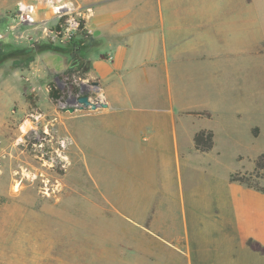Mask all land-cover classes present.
Here are the masks:
<instances>
[{
	"label": "crops",
	"instance_id": "crops-1",
	"mask_svg": "<svg viewBox=\"0 0 264 264\" xmlns=\"http://www.w3.org/2000/svg\"><path fill=\"white\" fill-rule=\"evenodd\" d=\"M85 7L96 47L80 84L98 108L69 110L57 121L63 117L72 140L85 146L98 179L114 181L133 243L144 244L138 232L145 230V244L154 245L153 259L147 248L131 264H264L248 245L264 247V194L231 182L238 171L227 167L219 140L233 139L241 117L251 120L254 138L263 134L264 0H85ZM22 33L29 44L46 36L40 25ZM61 59L36 55L19 74L39 80ZM203 130L214 133L208 152L195 147ZM259 155L239 172L253 171Z\"/></svg>",
	"mask_w": 264,
	"mask_h": 264
},
{
	"label": "rangeland",
	"instance_id": "rangeland-1",
	"mask_svg": "<svg viewBox=\"0 0 264 264\" xmlns=\"http://www.w3.org/2000/svg\"><path fill=\"white\" fill-rule=\"evenodd\" d=\"M34 4L39 7L35 11ZM62 6L69 9L59 16L55 8ZM86 11L85 0H0V264H131L138 258L136 253L144 254L147 248L153 259L156 249L145 244V230L138 232L144 244L133 243L136 235L119 212L124 199L114 197V181L98 179L96 169L93 172V166L85 164V146L72 140L63 117V122L57 121L70 115L71 108H78L74 100L79 96L95 97L85 90V82L80 84V95L73 96L68 79L58 77L73 64L71 59L58 54L62 62L57 69L48 70L39 80L19 74L29 69V63L28 55H17L16 49H37L39 44L68 48L70 36L77 34L81 20L85 22ZM22 15H30L35 24L26 27L20 22ZM64 16L68 19L61 39L53 28ZM35 25L46 36L39 42H23L22 32ZM95 47L92 43L91 49ZM45 53L55 52L35 56ZM80 66L88 68L89 58ZM12 78L14 91L5 93ZM52 84L63 94L56 103L49 98ZM235 122L242 127L233 139L226 141L222 136L219 140L227 167L239 172L251 168L253 157L264 152V125L262 136L256 139L248 117ZM238 155L245 160L238 161ZM172 173L178 201L182 178L177 167ZM245 173H254L250 183L264 189L263 172ZM142 183L138 181V186ZM156 199L160 206L163 198ZM250 262L261 264L258 258Z\"/></svg>",
	"mask_w": 264,
	"mask_h": 264
},
{
	"label": "trees",
	"instance_id": "trees-1",
	"mask_svg": "<svg viewBox=\"0 0 264 264\" xmlns=\"http://www.w3.org/2000/svg\"><path fill=\"white\" fill-rule=\"evenodd\" d=\"M68 18L66 16L62 17L58 24L53 28L54 32L57 34L59 38H63V31L65 26V22ZM84 20H81L79 23V28L77 31V34L70 36L69 42L67 43L68 48L64 47H58L55 45H50V44H39L37 46V49L33 48H27L23 52L21 50L16 49L15 53L18 55H28L26 58V63H30L31 61L34 60V56L37 53H44V52H49L53 51L57 54H65L67 55L71 61L72 65L66 69L62 75H58L59 78H67L68 79V85L70 89V93L73 96H78L80 95V82L82 80L86 79V75L90 71V67L88 68H81V66L78 63H81L83 59L89 58L90 53L93 49L92 48V43H96L93 37L87 32V30H84ZM77 35H81V38H77ZM85 36V37H84ZM10 45H7L5 48H9ZM91 49V50H90ZM4 53V52H3ZM1 54V53H0ZM63 97L62 92L55 87V85L50 86L49 90V98L51 99L52 102L56 103L57 101L61 100ZM33 99L30 98V101ZM258 130L256 129L253 133V135L256 137L257 136ZM194 142H195V147L198 151L201 152H208L211 149H213L214 146V133L212 131H200L198 132L195 137H194ZM256 174H259L260 172L264 173V153L259 155L257 159L255 160V169H254ZM254 173H244L242 174L241 172H236L231 175V182H237L242 185L247 186L248 188L254 189L258 192H261L264 194V189L255 186L250 183V178L253 177ZM249 247L262 255H264V247H262L260 244L253 242L250 240L248 242Z\"/></svg>",
	"mask_w": 264,
	"mask_h": 264
},
{
	"label": "water",
	"instance_id": "water-1",
	"mask_svg": "<svg viewBox=\"0 0 264 264\" xmlns=\"http://www.w3.org/2000/svg\"><path fill=\"white\" fill-rule=\"evenodd\" d=\"M75 103H76V106L78 107V109H81V110L88 109V108L95 110L98 108V104L92 102V100L90 99V97L88 95L79 96L76 99ZM101 105L105 106L104 104H101ZM70 111L74 112L75 108H71Z\"/></svg>",
	"mask_w": 264,
	"mask_h": 264
},
{
	"label": "built area",
	"instance_id": "built-area-1",
	"mask_svg": "<svg viewBox=\"0 0 264 264\" xmlns=\"http://www.w3.org/2000/svg\"><path fill=\"white\" fill-rule=\"evenodd\" d=\"M62 11H63V10L58 11L57 14H58L59 16H61ZM20 22H21L22 24H25V25H33V24H35L34 19L31 18L30 15H22V16L20 17Z\"/></svg>",
	"mask_w": 264,
	"mask_h": 264
},
{
	"label": "bare ground",
	"instance_id": "bare-ground-1",
	"mask_svg": "<svg viewBox=\"0 0 264 264\" xmlns=\"http://www.w3.org/2000/svg\"><path fill=\"white\" fill-rule=\"evenodd\" d=\"M32 8V7H31ZM31 8H28L29 9V11H30V9ZM24 9V8H23ZM67 9H69L68 7H66V6H62V7H58V8H55V10L58 12V11H60V10H67ZM25 10V9H24ZM32 11V10H31Z\"/></svg>",
	"mask_w": 264,
	"mask_h": 264
},
{
	"label": "flooded vegetation",
	"instance_id": "flooded-vegetation-1",
	"mask_svg": "<svg viewBox=\"0 0 264 264\" xmlns=\"http://www.w3.org/2000/svg\"><path fill=\"white\" fill-rule=\"evenodd\" d=\"M80 65V63H78ZM76 102V99L74 100Z\"/></svg>",
	"mask_w": 264,
	"mask_h": 264
}]
</instances>
